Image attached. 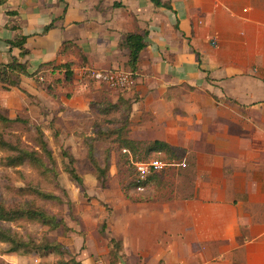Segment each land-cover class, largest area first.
Instances as JSON below:
<instances>
[{
  "label": "crops",
  "instance_id": "crops-1",
  "mask_svg": "<svg viewBox=\"0 0 264 264\" xmlns=\"http://www.w3.org/2000/svg\"><path fill=\"white\" fill-rule=\"evenodd\" d=\"M160 1L170 7L0 0V63L28 60L29 72L45 62L70 63L69 78L84 66L128 69L120 43L147 31L134 84L106 89L113 102L120 93L131 99L130 139L165 142L174 155L151 177L148 201L120 197L100 214L108 259L90 252L76 260L110 264L115 239L118 264H264V0ZM18 35L27 37L25 57L7 42ZM46 71L63 72L56 97L28 76L20 88L57 115L87 123L90 102L101 100L106 86L75 80L63 88L65 69L45 68L41 77Z\"/></svg>",
  "mask_w": 264,
  "mask_h": 264
},
{
  "label": "rangeland",
  "instance_id": "rangeland-1",
  "mask_svg": "<svg viewBox=\"0 0 264 264\" xmlns=\"http://www.w3.org/2000/svg\"><path fill=\"white\" fill-rule=\"evenodd\" d=\"M58 73L63 72L51 71L49 73L46 71L41 79L51 83L55 81V86H57ZM80 77L72 75L71 78L64 80V76H62L61 79L65 82L62 87H69L70 82L75 80L93 83L84 76L80 75ZM106 88L110 89L102 87L100 90L108 94ZM24 97L26 96L20 95L19 98V94L17 95L14 90H4L0 86V111L11 118L17 116L22 119L13 123H0V134L5 139H10L11 135L17 134L27 146L38 148L37 139L40 136L39 130H41L48 149L56 159L58 174L57 176H42L27 164L16 168L5 167L2 165L1 158L7 153L0 149V193L7 205L14 206L16 199L22 197L20 192H17L18 187H24L27 182L39 184L43 190L54 193L62 201L59 203L50 200L41 201V203L46 205L50 214H53L58 220L62 219L66 228L49 230L39 222L25 218L3 222V225L22 235L30 236L36 242H39L44 236L50 238L51 241L58 242L63 248L65 260L70 257L77 259L78 255L84 257L90 252L95 256L96 261H98V257L99 259H108L105 242L100 238L104 234L102 235L101 232L103 227L99 216L103 211H111L112 203H118L120 197L125 200L122 185L125 184L126 175L123 167H121L122 174L118 173L117 153L111 151L110 179L107 186L99 187L94 176V168L86 156L84 145V139L91 134V124L97 117L95 113L91 112L92 116L86 120L87 123H84V119L81 117L68 116V112L65 115H57L56 110L46 109L32 96ZM110 147L111 145L106 141L97 142L100 160L103 151ZM64 152L65 156H63ZM142 156V154H131L133 161L156 159L152 158V155ZM63 161L66 163L73 161L71 163L75 166L77 175L82 179L81 184L72 180L63 170ZM129 162L132 164L130 156ZM100 189H102L101 192ZM104 189L109 191H106L103 196L101 193ZM120 192L122 196L119 194ZM24 193L26 195L27 191ZM7 249L8 244L0 242V258L11 264H59L58 254L41 256L29 251L8 253Z\"/></svg>",
  "mask_w": 264,
  "mask_h": 264
},
{
  "label": "trees",
  "instance_id": "trees-1",
  "mask_svg": "<svg viewBox=\"0 0 264 264\" xmlns=\"http://www.w3.org/2000/svg\"><path fill=\"white\" fill-rule=\"evenodd\" d=\"M156 6L170 7L169 3H162L160 0H151ZM53 23L44 27V32L50 29ZM147 31L130 32L125 35L121 48L127 50V66L133 74L136 69L137 61L141 50L146 46L145 37ZM26 36L18 35L13 39L8 40L10 48L17 47L20 50V57H25L29 54V49L25 46ZM65 43V42H64ZM198 59L199 54L197 53ZM28 60L23 62L18 57L12 56L6 63H0V86L4 90H9L13 87L20 88V77L22 75L32 77L34 81L41 87L47 90L48 94L56 97L54 93V83L43 81L40 71L45 68L63 67L65 69L66 78L71 75L70 63H61L55 65L54 62L41 63L34 72L28 71ZM58 81V80H57ZM56 81V82H57ZM26 93V92H25ZM27 94V93H26ZM27 96H30L27 94ZM132 105L131 99L124 97L121 93L116 101H111L107 93L99 101L90 102V111L97 116L91 124V134L84 139L86 156L94 168V176L99 187L105 188L110 179V156L111 151L117 153L119 164L118 173L122 174L121 167L124 168L126 181L122 185V191L126 199L132 202L148 201L149 181L155 173H150L144 180L138 178L135 167L129 162V155L123 152L126 149L132 155H143L158 160H165L173 157V149L165 142L154 141H136L129 138L130 113ZM19 117L11 118L0 111V123H13L21 121ZM40 136L37 139V146H27L21 137L17 134L11 135L10 139H5L0 134V149L7 154L1 158L2 165L5 167L16 168L27 164L30 168L37 171L39 174L48 176H57V162L52 152L47 147V142L43 139V133L39 130ZM106 141L111 145L106 148L99 159L97 151V142ZM65 156V152L63 153ZM142 156V157H143ZM73 161L66 163L63 161V170L68 173L70 178L81 184L82 179L77 175ZM144 186L142 191L137 189L138 186ZM24 191H27L26 195ZM17 192H20L22 197L16 199L14 206L6 204L3 196L0 193V242L8 244V253H18L21 251H29L37 253L41 256L48 254H58L59 264H82L75 257H70L65 260L63 258V248L58 242L51 241L50 238L44 236L39 242H36L28 235H22L17 231H13L10 227L3 225V222H12L17 219L25 218L34 220L47 227L49 230H54L60 227H65L62 219L58 220L53 214H50L44 203L41 201H62L54 193L43 190L39 184L27 182L24 187H18ZM104 225V222L102 223ZM66 228V227H65ZM109 263H119V252L121 250V242L115 239L110 240L109 244ZM0 264H11L0 258Z\"/></svg>",
  "mask_w": 264,
  "mask_h": 264
},
{
  "label": "built area",
  "instance_id": "built-area-1",
  "mask_svg": "<svg viewBox=\"0 0 264 264\" xmlns=\"http://www.w3.org/2000/svg\"><path fill=\"white\" fill-rule=\"evenodd\" d=\"M79 72L81 76H84L93 82L103 84L110 89H128L134 84V74L127 69L103 70L91 66H84ZM123 151L130 156L136 174L141 180H144L150 173L159 172L167 166L166 162L158 159L133 161L130 151L126 149H123ZM180 165L185 166V163H181ZM137 189L142 191L144 186L140 185Z\"/></svg>",
  "mask_w": 264,
  "mask_h": 264
}]
</instances>
